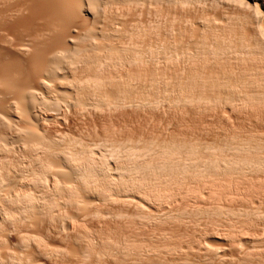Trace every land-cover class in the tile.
Instances as JSON below:
<instances>
[{"label":"rangeland","instance_id":"obj_1","mask_svg":"<svg viewBox=\"0 0 264 264\" xmlns=\"http://www.w3.org/2000/svg\"><path fill=\"white\" fill-rule=\"evenodd\" d=\"M200 1L195 0L181 7H178L179 5L173 6V4L170 3L167 4V2H159L151 5L148 1V3L141 2V4L135 6L128 5L127 8L125 6H123V8L120 5H116L107 10L108 12H104L102 15L100 13V16H98L100 18H96L97 21H95L97 22V25L94 23L98 27H95V25L94 27L96 29L104 27L106 29L118 28L120 34H122L121 31L129 32L131 34L137 33L138 36L140 33L139 37L136 36L137 39H135L136 37H133V42L137 48L143 51L146 50L145 48L148 47V45L161 46L162 44H165L168 39V41L171 40V42L180 41L182 44H186L187 42L193 43L195 40H198L202 32L206 34L207 31L209 32L206 36H213L215 34L214 36L218 35L217 37L219 38L222 36L226 37L232 45H238L237 42L240 38L242 40L247 39L246 41L244 40V42H248L249 40L251 43L255 40L260 41L261 38L264 39V0H257V4H255L252 0ZM50 9L51 3L49 0H0V10H2V12L0 11L2 14H0V35L2 36V40H0V93H2L1 91L5 88L4 85L6 80L9 81V79L12 81L26 80L29 84L34 85V82L37 80L36 75L39 74L38 68L40 65L39 58L42 55L41 49L43 51L44 47H46L44 50L48 48L49 45L45 43H47L53 36V34L48 31L53 29V27L56 31H58V29L63 30L62 27L59 26H63L65 29L68 26L79 25L80 22L78 21L71 24L68 23L69 25L63 23V20L53 17ZM85 21L87 22L89 20L85 19ZM98 24H100L101 27ZM38 28H42L45 34L41 37L42 39L39 38L37 40H32L31 35ZM49 33L52 36H49ZM127 39L124 35H121L115 39L114 43L117 46L125 43L129 44V41H131L132 38H130L131 40ZM86 42H90V40L87 38ZM41 43L44 44L42 45ZM22 44L28 46H25L24 49V47L20 46ZM40 44L41 46H39ZM26 47H28V49H26ZM22 48L24 50H22ZM38 50L41 52V55L38 54ZM33 52L37 55L32 54ZM145 53L144 55L147 57L148 54ZM161 58H158L157 63L155 64L160 69L156 66H154L153 69L155 70L157 68L158 71H153V64L149 63L146 65L148 66L146 69L143 68L140 70L142 76V78H140L141 80L137 81L138 84L134 83L136 90L141 84L146 85L148 83V79L152 76L149 72L150 69L154 74L156 73L154 75L155 77H161V81L163 80L161 84L159 83L161 100H158V102L154 103V105H151L150 102H137L136 97L131 99L127 98L125 101L111 106L102 104L100 107H85L82 110L69 108L67 112L64 108V110H58V112L61 111V114L58 112L56 113V110H54V112H50V116H45V114L42 115L45 124L42 123L43 121L41 120V123L37 126L40 136L43 137L42 139L44 140H49L48 142L56 141V143H58L61 141L59 145L60 147H74L77 145V140L82 141V143L86 145L99 144L98 146H104L105 144L106 148H108L111 144L142 145L143 143L149 141L157 144L169 141L180 143L181 141L183 143H197L199 146H220L232 140H238L239 142H248L251 140L252 142L255 141L258 144L263 145L264 102H256L257 104L252 105L251 108L246 106L247 108L242 107L238 109L231 105L228 106L229 102L226 104V101L220 99L222 95L224 96V91L222 89H214L210 91V88L206 86L208 83L206 81L207 78L212 75L213 77H219L222 81L229 78L231 85L237 84L236 73H238L237 76L241 73L246 77L249 70L255 68L256 65L260 69L264 70V57H256L258 60L254 58L252 60L249 56L246 58L247 60L244 59L243 62L237 57L236 59L235 57L231 59L232 56H228V60H226L227 56H222L221 59H210L211 62L205 57H201L198 59L199 61L196 60L195 63L198 66L196 65L195 67L196 70H198V74L202 78V87L200 84L195 87L193 92L194 95L202 94L204 96H218L219 98V100H216L215 102L210 101V103H208L209 101L205 100L206 102L201 101L202 103L198 102L196 103L197 105H195V103L191 105H181L175 103L173 100L176 93L173 82L175 81V77L178 75L177 72L181 71V69L183 76V70H186V68H183V66L186 65L184 60L179 59L177 60L178 62L176 61L172 64L169 62L170 64H167L166 60L163 62V59ZM222 59L225 60L223 61ZM37 64L39 65L36 67ZM150 64H152V66ZM149 66H151V68H149ZM126 67H124V69L119 68L117 70H112L110 76L117 77V79L120 77V79H122L124 74L123 72H125ZM131 68H134L133 70H135V67L132 66ZM199 68L202 69L200 70L201 72L199 71ZM161 69L163 75L159 74V70ZM86 73L87 72H82L80 70H77L76 72L69 71V74L67 73L66 77L69 79L73 77L83 78ZM185 75L186 74H184V76ZM165 81H168V84H164ZM116 88L117 87L113 86V83H111L106 88L104 87V92L107 95H113ZM141 89L143 90V87H141ZM235 93H237V91ZM6 97L3 98L4 101L1 100V102L3 101L1 105H6L8 110H10V107L12 106L10 103L8 104L10 98L8 97L6 99ZM215 103L217 105H214ZM2 106H0V145H7L11 149L10 150L8 148L9 153L8 151H5V153H3L4 151H0V172H5L6 169V173L9 174L8 178L10 180L8 188L6 184L3 189L4 193H2L5 195V193L8 194L9 191L12 190V186L17 181V178H14L12 174L14 175L15 168L18 165L25 164L27 166L30 162L32 163L31 160H35L40 156L39 159L49 158V160H52L51 162L54 164L52 170L48 173L49 175L53 170V173H56L59 168L57 166V161L53 160V156L49 155L48 152L45 153L44 149L38 148L37 151H29L28 149H25L26 146H28L30 142H34L35 139L32 138V136H28L29 134L24 131L28 128L36 129V127L33 128L34 125H29L28 122L24 121V119H19L18 121V116L16 117L15 113L12 112L10 116V111H6L7 107L5 106V108L3 106L5 110L2 111ZM254 106L256 108H254ZM64 112L67 114H64ZM2 115L6 116L3 117ZM8 121H11V124ZM14 125H16V129L21 128L22 130H16ZM24 134L27 137H25ZM15 137L19 139H16ZM24 141L27 142V145ZM23 144L25 146H23ZM103 146L101 148L105 149ZM1 159L3 161H1ZM2 162H4V164ZM6 166L8 168H6ZM10 172L12 174H10ZM258 172V174L257 172H251L252 174L254 173V176L251 173L249 176V173H247V176L244 175L242 178L240 177L239 179L242 181L241 183H238V187L240 189L239 193L237 192V194H232L233 196H231V198L228 197L226 199L227 201H225V199L216 201L211 199V201L207 200L208 198L205 193L207 191L206 189H203V194L200 195L202 196L201 199L200 197L199 199L196 197L197 199L189 198L190 201L187 199L184 201V199L178 198L177 200L166 203L163 207L159 208V211L161 210V212H163V210H169L172 214H177L175 213L176 210H180L181 212L183 208L194 212L188 214L187 210L185 215L184 213L182 215L180 214V216L183 217H178L176 218L178 220L175 221L172 220L175 218H171L167 221H157L158 219H151V221L147 220V222H138L139 220L134 218L133 221L131 217L134 209L133 203H121L122 205H120L118 202L115 203L111 201H108L109 203L97 201V204L94 206L97 209L102 210L101 212L104 214L100 213L97 217H92L88 212L90 209L88 204L81 208V204L77 205L79 207H76V205L69 206V204L66 205V203H64L65 201L63 200H65V197L62 196L63 194L60 193V198H58L59 194H57L58 197L56 195L55 196L57 197L56 200L59 204H56L58 206L53 208L52 216L54 217L50 221L41 220L38 215L31 213L26 215L27 217L23 216V218H21L22 220H19V224L17 222V230L15 229V231L7 228L8 226H5L6 224H2V226L5 227L0 228V246L3 243L0 247V261L3 260L4 262L2 261L0 264H10L7 262L8 259L6 257L9 252H15L14 254L16 257L20 254L18 260H15L17 263L14 261L11 262V264H35V262L36 264H264V217L261 218L264 216V171ZM248 178L250 179L249 181H247ZM61 184L65 185V181H62ZM185 187L186 185L183 189L188 188ZM61 188L63 189L64 187ZM227 190L225 188V191ZM229 198L231 200H229ZM181 200H183V202ZM215 205L233 209L234 212L236 210V212H238V209H240L243 212H246L247 210V213L249 214V210L250 215L248 216V214H246L244 216V214H241L243 212H240V210V213L238 212L239 214H232L234 212H232L233 210L230 211V209L228 211L229 213L225 212L226 214L224 211H222L223 213H202L203 209L211 208ZM121 208L125 214L118 217V215L116 216L114 212L115 210L118 211ZM193 209L198 210L201 213L193 211ZM253 210L257 212L255 213ZM159 211L155 212V216L156 213L157 216L160 214ZM148 212L151 211L148 209ZM252 212L255 214L253 213V215H251ZM256 214L259 216H256ZM73 216H75L74 218H77L76 220L79 219L77 223L76 220L72 219ZM67 217L70 218L68 219ZM35 219L38 222H35ZM62 220H64V222ZM73 220L75 221V224H73L74 226H71L70 222ZM69 224L70 227H68ZM62 226H64V228ZM40 229L44 230L41 231ZM4 230L5 233H3ZM9 230L14 232L15 235L14 233L12 235V232ZM38 236H40L39 238L43 240L41 245H37L34 239L32 240V238ZM25 239H29L27 243L20 242ZM81 239H84L83 241L85 244H82L83 241ZM78 240L81 243H78ZM85 240H87V242L89 241V245ZM123 242H129L133 245V247L136 246L141 248H178L175 251H171V254L167 250H165L167 252H162L159 257H165L164 261L161 260L156 253L155 256L153 253H145L144 251V253L139 256V259L138 256H133V254L127 257L128 262H121L114 256H111L110 258V254L100 256L95 252L100 249L99 247L109 246V248H115ZM22 244L27 246L24 247L25 245ZM36 245L41 247H39L41 251ZM85 245L89 247L91 246L89 248L91 252L89 253H93L85 256L87 258L85 259L84 257L85 260H83L82 257H78L80 255L78 254V251L81 246L84 247ZM42 249L44 250L43 252ZM211 249L218 254L216 255ZM63 250L67 252L63 253ZM208 250H211L213 253L211 252L212 254H210V251ZM247 253L250 256H248ZM56 254H58V257ZM213 254L216 257L218 256V258H216ZM155 257H157V259ZM212 257L215 258L213 259ZM158 258L162 262L158 261ZM4 259L7 260L5 261ZM130 259H133L134 261ZM135 259L137 261H135Z\"/></svg>","mask_w":264,"mask_h":264},{"label":"bare ground","instance_id":"obj_2","mask_svg":"<svg viewBox=\"0 0 264 264\" xmlns=\"http://www.w3.org/2000/svg\"><path fill=\"white\" fill-rule=\"evenodd\" d=\"M49 1L51 3L50 12L54 18L61 19L63 20V23L66 24L68 23L71 24L76 21L80 23L79 25H72L70 27L68 26L66 27L67 29L66 28L64 29L63 26H59L62 27L63 30L58 29V31H56L53 27V29H50L48 31L52 33L53 36L49 33L50 34L49 36H52V38H50V40H48L47 43L44 42L49 46L46 45L48 46L46 50H44V48L46 47L43 48V51L41 49L42 55L40 54L41 52L38 50V54L41 55V57L38 56L40 57L39 58L40 65L39 64L36 65V67L39 65L38 68L39 74L37 73L38 75H36L37 80L34 82L35 84L34 85L29 84L28 81L26 80L24 81H19V80L12 81L10 79L9 81L6 80V83L4 85L5 88L4 90L1 91L2 93H0L2 96V97L0 96V106H2L1 103L4 101L3 98L8 96L10 98L8 104L10 103V105H12L10 107L11 109L8 110V107L6 105L3 106L7 107V108L5 107L7 109L6 111H10L9 115L13 112L16 114V117L18 116V121L19 119L20 120L24 119V121L29 123V125H34L33 128L36 127V129H30V128H28L27 130L24 129L25 130L24 132L29 134V135L27 134L28 136L30 137L32 136V138L35 139V141L30 142L25 149H28L29 151H34V150L37 151L38 148L44 149L45 153L48 152L49 155L53 156L54 158L53 160L57 161L58 163L57 166L59 170L56 171V173H53L54 171L53 170L49 175L48 173H50V170H52L54 164L53 162H51L52 160H49V158L39 159L40 156L35 160L34 159L31 160L32 163L30 162V164H28L27 166L24 164V165H18L16 168L13 167L15 168V171L13 170L14 175L11 172L10 174H12L14 178L16 177L17 181L16 182L14 181L15 184L12 186V190L9 189L11 191H9L8 194L5 193V195L3 194L4 193L3 189L6 186V184L8 188V184L10 183V180L8 178L9 174L6 173V169L5 172H0V228L1 227L4 228L5 226H8L7 228H10L12 231H15V229L17 228V222L19 224V220L23 218V216H26L31 213L38 215V217L41 220L50 221L54 217L52 216L53 208L58 206L56 204H59L56 198L58 197L57 194H59L58 198H60L61 196L60 193L63 194L62 195L63 197H65L64 198L65 200L63 201H65L64 203H66V205L68 204L69 206L76 205V207H79L77 205L81 204L82 205V206L80 205L81 208L84 207V205L86 206V204H88V206H90V209L88 208L89 209L88 212L92 217L94 216L97 217V215H99L100 213L104 214L101 212L102 210H99L94 206L95 204H97V201L100 202L102 201V203L111 201L115 203L118 202L120 203V205H122L121 203H133L134 209L131 214V217L132 220L134 218L139 220L138 222H144V221L147 222V220L151 221V219H156V220L158 219L157 221L159 220L167 221L170 220L171 218H175L172 219L175 221L178 220L176 218L183 217L180 216V214L182 215L184 213L185 215L188 209L186 210V208H183L181 210V212L183 211L182 213L180 212V210L179 211L176 210L175 213H177L178 214L177 215L174 213L172 214V212L169 210L166 211L163 210V212H161V210L159 211V208L163 207L166 203L177 200L178 198L184 199V201H186L185 199L190 201L189 198L197 199L196 197H198V199L200 197L201 199L202 196L200 195L203 194V189H206L207 191L205 192L206 197L208 198L207 200L211 199L216 201L220 199H225V201H227L226 199L228 197L231 198V196H233L232 194H237V192L239 193L240 189L238 187L239 185L238 183H241L242 181L241 179H239L240 177L242 178V176L244 175L247 176V173H249L250 176L251 172H257L258 174L259 173L258 171L261 172L264 171V143L263 145H261L255 141L252 142L251 140H249L248 142L247 141L239 142L238 140L237 141L232 140L220 146L217 145L199 146L197 145V143L196 144L192 142L183 143L181 141L180 143H177L175 141H169L160 144L149 141L143 143L142 145H138V144L112 145L110 142L111 145L108 144L110 145L109 147L107 146L108 148H106L104 144V146L103 145L102 146L103 148L105 147V149H102L101 148L102 146H98L99 144L86 145L82 143V141L80 140L79 141L77 140L76 142L77 145L74 147L72 146L60 147L59 145L61 141L56 143V141L48 142L49 140L42 139L43 137L40 136V133L37 130L38 129L37 126H39L41 120L42 121L44 120L42 115L45 114V116H47L50 114L51 111L54 112V110H56L57 113L58 110L61 109L64 110V108L66 109L67 112L69 108L74 110L76 108L82 110L85 107H98V106L100 107L102 106V104L106 106H111V105H116L122 101H125L127 98L131 99L136 97H137V102L140 103L150 102L151 105H154V103L158 102V100L160 101L161 95L159 92V88H160L159 83L161 84L163 80L161 81V77L160 78L155 77L154 75L156 73L155 74L153 73V71L159 68L155 65L157 63L158 58L162 57L161 59H163V62L164 60H166L167 64L169 62L171 64L175 63L179 59L184 60L186 65L183 66V68L184 69L186 68V70H183L184 71L183 73L186 75L184 76L183 74L182 76L181 68H180L181 71L177 72L178 75L175 77V81L173 82L175 86L174 89L176 92L175 98L173 100L175 103L181 105L184 104L191 105L194 103L195 105H197L196 103L198 102L202 103L201 101L204 102L209 101L208 103H210V101L215 102L216 100H219V98L218 96H204L202 94L194 95L193 93L194 88L197 87L199 84L201 85L202 83V78L198 74V70H196L195 67L197 65L195 63L196 60L200 59L201 57H205L210 61V59L211 60L217 58L221 59L222 56H227L226 60H228V56H232L231 59H233L234 57L236 59L237 57L241 59V61L243 62L244 59L247 60L246 58H248L249 56L252 60L253 58L256 59V57L257 58L264 57V39L262 38L260 41L255 40L252 43L249 40L248 42H244V40L246 41L247 39L242 40L240 38L239 41L237 42L238 45H232L229 39H227L226 37L222 36L219 38L217 37L218 35L214 36L215 35L214 33H212L214 34L213 36H206V34L209 31H207L206 34L202 32L198 40H195V42L193 43L187 42L186 44H182L180 41L171 42V40L168 41L169 40L168 39L167 42L166 43L164 42L165 44H162L161 46L155 45L156 46L155 47L148 45V47L145 48L146 50H144L148 54V56L146 57L144 55L145 52L137 48L136 45H134L133 39L136 36H138L137 33L131 34L129 32L121 31L122 34H120L118 28L117 29L116 28L106 29L105 27L100 29L95 28L98 27L96 26L97 22L95 21H97L96 18H100L98 17L100 16L99 14L101 13L102 15V13L108 12L107 10L111 9L113 6L116 5H120L122 7L125 6L127 8L128 5L135 6L141 4V2L148 1L149 4L151 5L159 2H167V4L170 3L173 4V6L179 5L178 7H181L195 0H49ZM252 1L255 2V4H257L256 3L257 0H252ZM0 11L2 12V10ZM85 19L89 21L86 22ZM88 22H90L91 24ZM98 25L101 27L100 24ZM44 34L45 33L43 29L38 28L31 35V38L32 40H37L39 38L42 39L41 37H43ZM121 35H124L126 39L132 38V40L131 39L130 40L133 43L129 41V44L125 43L119 46L115 45L114 43L115 39ZM1 37L2 36L0 35V40H2ZM87 38L90 40V42H86ZM135 39H137V37ZM41 44L39 46H41ZM20 46L24 47L25 49V46L28 45L22 44ZM24 49L22 48V50ZM26 49H28V47H26ZM32 54H34V52ZM149 63L153 64V66L152 64H150L153 67L152 70L154 69V66H156L157 68L153 71L150 69L149 72L152 76L148 79V83L146 85L141 84L139 86L140 89L138 88L139 90L138 89L136 90L134 83L138 84L137 81H140L141 80L140 78H142L140 70H142L143 68L146 69V67H148L146 65ZM132 66L135 67V70H133L134 68H131ZM151 66H149V68H151ZM256 66L253 69L250 68L251 70H249L248 75L246 77L244 76V74L241 73L237 76L238 73H236L237 84L231 85L229 78H226L225 80L222 81L219 77L216 76L213 77L212 75H210L207 78L206 82L208 83L206 84V86L210 88V91L214 89L216 90L222 89L225 94L223 93L224 96L222 95L221 96L222 98L220 97V99L226 101V104L229 102L228 106L231 105L238 109L246 106L251 108L252 105L257 104L256 102L259 103L264 102V70ZM124 67H126L127 70L125 68V72H123L124 74L122 76V79H120V77L119 79H117V77L110 76L112 70H117L119 68L124 69ZM128 67H130L131 69ZM136 67H138L139 69ZM77 70H80L82 72L83 71L87 72L85 74V77L83 78L73 77L71 79L66 77V74L67 73L69 74V71L76 72ZM200 70L202 69L199 68V71ZM161 71L162 69L159 70V74L163 75L162 74L163 72ZM167 82L165 81L164 84H168ZM111 83H113V86H116L117 88L113 93V95H107L104 92V87L106 88ZM141 87H143V90L141 89ZM244 88L245 89L248 88L249 90L248 89L245 90ZM236 91L237 93H235ZM8 97H6V99ZM1 100L3 101L1 102ZM214 105L217 104L215 103ZM2 107L1 109L2 111H4L5 109L4 107L3 108ZM254 108L256 107L254 106ZM60 112L58 113L61 114ZM66 112H64V114ZM3 117L1 118L5 119ZM8 122L11 124V121ZM42 123H44V121ZM14 126L16 129L17 128L16 125ZM16 130H22V129L18 128ZM25 143L27 145V142ZM23 146L25 145L23 144ZM8 148L10 149V147L7 145L6 146L0 145V151L1 152L4 151L3 153H5V151H8L9 153ZM1 161L3 160L1 159ZM2 163L4 164V162ZM7 166L6 168H8ZM249 180L250 179L248 178L247 181ZM62 181H65V185L61 184ZM185 185L188 188L185 187L186 189H183ZM61 187L64 188L62 189ZM225 188L226 190L228 189L227 190L228 192L225 191ZM230 198L229 200H231ZM181 201L183 202V200ZM148 209L151 212H148ZM229 209L227 207L223 208L221 206L215 205L211 208L203 209L202 213L204 212L223 213L222 211H224V213L225 212L229 213L228 212ZM231 210L233 209H230V211ZM239 210L240 209H238V212ZM157 211H159L160 214L157 216L156 213L155 216V212ZM193 211L199 212L198 210H194V209ZM236 211L234 212L233 210L232 212L234 213L232 214L238 213ZM115 212L114 214L116 216L118 215V217H121L122 215L125 214L122 208L118 211L115 210ZM240 212L243 211L240 210ZM248 212L249 214L247 213L246 210V212H243L241 214H244V216L248 214L249 216L250 211L248 210ZM254 212L256 213L257 211ZM254 212H252L251 215H253ZM190 213H194V212L188 210V214ZM258 214H256V216H259ZM75 216H73L72 219L76 220L77 218H74ZM263 217L264 216H262L261 218ZM74 220L70 222L71 226H74L73 225L75 224ZM78 220H76V223ZM62 221L64 222V220ZM35 222L38 221L36 220ZM2 224H6V225L3 227ZM70 224L68 227H70ZM62 227L64 228V226ZM3 233H5V230ZM13 233L14 232H12V235ZM39 237L40 236L32 238V240L34 239L37 245H41L43 243L42 242L43 240H41V238ZM28 240L25 239L20 242L27 243ZM85 241L87 242V240ZM78 243L81 242L79 241ZM82 244H85L84 241L82 242ZM26 246L27 245H25L24 247ZM37 247L39 249L40 246ZM82 247L83 246H81V248L78 251L79 252L78 254L80 255L77 256L82 257V259L85 260L87 258L85 256H87L88 254H90L89 252H91L89 249L91 246L89 247L85 245L83 248ZM99 248H98L99 250L95 251L98 255L106 256L110 254L109 255L110 258L111 256H114L116 259L120 260L121 262L122 261L124 262L127 261L128 259L127 257L131 256L132 254L133 256L134 255L136 257L138 256V259L140 258L139 256H141V254L144 252L145 253L149 252L151 254L153 253L155 256L157 254L159 257L160 254H162V252L168 251L171 254V251L177 250L178 247H172V248L167 247L164 249H162V247L141 248L136 246L133 247V245H131L129 242H123L118 246H116L115 248H109V246L108 247L102 246ZM43 249L42 252L44 251ZM39 250L41 251V249ZM211 250H208L210 251V254L214 252L213 250H212L213 252ZM65 252L67 251H64L63 253ZM14 253L15 252L12 253L9 252V254L6 256L8 259L7 262H9L10 264L15 260L17 261L18 258L20 257V254L19 256L17 255L18 257H16ZM57 255L58 254H56V256ZM248 256L250 255L248 254ZM215 257L212 258L214 259ZM155 258L157 259V257ZM159 258L158 261H160ZM162 258L160 259L164 261L165 257L162 256ZM216 258H218V256ZM7 259L4 260L6 261ZM135 261L137 260L135 259Z\"/></svg>","mask_w":264,"mask_h":264}]
</instances>
